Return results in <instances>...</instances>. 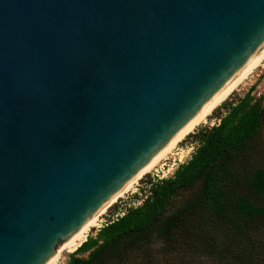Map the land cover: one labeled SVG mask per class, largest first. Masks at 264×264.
<instances>
[{
    "label": "water",
    "instance_id": "95a60500",
    "mask_svg": "<svg viewBox=\"0 0 264 264\" xmlns=\"http://www.w3.org/2000/svg\"><path fill=\"white\" fill-rule=\"evenodd\" d=\"M264 52V0H0V264H44Z\"/></svg>",
    "mask_w": 264,
    "mask_h": 264
},
{
    "label": "trees",
    "instance_id": "16d2710c",
    "mask_svg": "<svg viewBox=\"0 0 264 264\" xmlns=\"http://www.w3.org/2000/svg\"><path fill=\"white\" fill-rule=\"evenodd\" d=\"M194 138L189 161L149 180L143 203L88 237L67 264H264V97L249 91Z\"/></svg>",
    "mask_w": 264,
    "mask_h": 264
},
{
    "label": "rangeland",
    "instance_id": "374dc122",
    "mask_svg": "<svg viewBox=\"0 0 264 264\" xmlns=\"http://www.w3.org/2000/svg\"><path fill=\"white\" fill-rule=\"evenodd\" d=\"M252 90V96L254 99H259L264 97V66L257 69L252 76L236 91H234L230 97L218 108H216L211 115L207 118L206 124H201L196 128L195 131L187 135L181 142H179L173 149L172 153L165 158L156 171L147 174L142 179L139 180L135 189L125 194L122 198L118 199L113 203L106 212L101 216V223L98 228H92L87 236L95 237L98 230L102 228L107 223L116 219L118 216H122L129 208L140 206L143 201L147 198L149 185L147 182L157 181L164 178L172 177L177 170V168L190 160L191 156L196 151L199 142L195 141V135L198 134L203 129L211 128L219 123V117L224 116L227 107L235 103L238 99L244 97L249 91ZM167 172V173H166ZM186 193L182 194L177 200L179 204L186 198ZM75 252V251H74ZM73 252H63L57 264H67L69 256ZM264 261V258H263ZM199 264H202L201 259ZM208 264H232V260L229 262L226 259H219L216 262L210 260ZM245 264H251L245 263Z\"/></svg>",
    "mask_w": 264,
    "mask_h": 264
},
{
    "label": "bare ground",
    "instance_id": "6f19581e",
    "mask_svg": "<svg viewBox=\"0 0 264 264\" xmlns=\"http://www.w3.org/2000/svg\"><path fill=\"white\" fill-rule=\"evenodd\" d=\"M264 66V52L256 58L202 113H200L188 126H186L175 138H173L161 151H159L135 176H133L123 188L102 204L68 239L61 244L55 253L44 264H57L63 252H74L87 239L92 228H98L101 223V216L106 210L122 198L125 194L135 189L139 180L147 174L156 171L161 162L172 153L176 145L181 142L187 135L192 133L201 124H206L208 117L218 107H220L230 95L242 86L255 71ZM167 173V172H166Z\"/></svg>",
    "mask_w": 264,
    "mask_h": 264
}]
</instances>
